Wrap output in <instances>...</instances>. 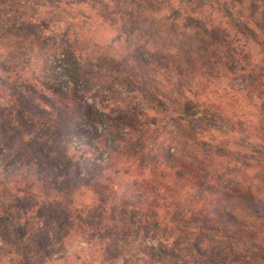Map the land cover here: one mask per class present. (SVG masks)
Instances as JSON below:
<instances>
[{"label": "trees", "instance_id": "1", "mask_svg": "<svg viewBox=\"0 0 264 264\" xmlns=\"http://www.w3.org/2000/svg\"><path fill=\"white\" fill-rule=\"evenodd\" d=\"M17 1L0 0V232L27 241L19 264H53L72 236L90 251L76 264H264V221H247L264 180V38L247 9L226 6L222 34L208 20L149 45L107 34L136 27L141 0H44L65 4L59 17Z\"/></svg>", "mask_w": 264, "mask_h": 264}, {"label": "rangeland", "instance_id": "2", "mask_svg": "<svg viewBox=\"0 0 264 264\" xmlns=\"http://www.w3.org/2000/svg\"><path fill=\"white\" fill-rule=\"evenodd\" d=\"M10 1L11 0H9V2ZM162 1L163 0H141V3L144 6L146 3H149L150 5L149 6L147 5L148 8H146V10L144 9L142 11H138L135 14L134 19L138 23L136 27H132L131 24H128L127 26L128 28L125 27L123 30L121 28V30L116 33L110 32V31H108L110 32L108 33L106 31L108 36H110V38H113V37L114 38L119 37L120 39L128 38L130 41H136V42L139 39L140 43L145 42V43H148L149 45H152V44L155 45L157 43L161 44L163 40H165L166 38H169L170 36V38L173 39V42L176 44V43H180L181 37L184 36V33H187L188 35L190 34L197 35L195 28L199 27L198 24H200L201 27L203 26V24H207L206 22H208V20L211 24L215 25L216 27L219 26V24H221V27H217V28L220 34H222V31L224 28H226V26H228V28L231 27V25L229 26L228 23L233 24V22L231 21V19L228 17V14H227L228 13L227 8H229V11H232V13L233 12L241 13L243 9H247L250 16L252 15L251 17H253L254 19L253 22H249L250 27H252V29H254L255 32H258L261 38H264V0H243L242 1L243 4H240L239 1L236 3H233L231 0H226L228 5H224V6L221 2L224 0H202L201 3L193 7V10H192V7L186 6L185 4L186 2H182V1L176 2L178 0H175L176 3L172 5L171 3L169 4V0H164L166 1L164 3H162ZM16 3L19 6L23 5L25 7H29V6L33 7L36 5V3L37 5L47 4L49 6L48 10L54 11L56 16L58 17H59V14L60 15L62 14V10L66 7L65 4L58 6L59 4H54L51 2L49 3L44 2V0H18ZM39 9H42L44 11L47 10V8H42V7H39ZM66 9L68 10L67 7ZM148 9L151 10L154 14L150 15V12ZM128 11L130 12L131 10L127 9L126 12ZM178 12L179 14H181L180 17L177 16ZM182 17L184 18L182 19ZM185 18H186V21L184 20ZM188 22H190V26L188 25L189 24ZM86 29L87 30L91 29L89 33L90 35H92L94 30L96 33H98V31L103 30L104 28L100 27L99 24H97L94 27L92 24H86ZM148 31H151V32H148ZM148 33H151V35L148 36ZM231 33H233V31ZM242 39L245 41H248L247 38L242 37ZM38 59H41V58L39 57ZM229 124L230 123L226 121L225 123H223V126H228ZM100 127H102V125H100ZM229 137L231 139L230 145L233 142V146H232L233 148L235 137L233 134H231ZM9 169L13 170V168L10 167V165H9ZM256 182L261 183L260 187L257 190V198L259 199L261 203L259 205H256L259 211L255 213L248 212L250 215L247 214V217H249L250 219H247V221L248 222L252 221V223L254 224L256 223L255 226L258 227V224L259 226H261V223H263L264 221V180L263 179L259 181L256 180ZM1 188L3 187L0 186V190ZM0 197H1V191H0ZM237 207L238 208H236L235 212L239 213L240 216H244V219H246V210L243 209L242 206H237ZM6 226H7L6 228L8 229L12 227L9 224H7ZM9 230L12 232L13 228ZM219 238L220 237L218 236L212 237V235H209L210 243L220 241ZM19 242L20 243L17 245L12 244V241L8 239V237L4 234L3 229H1L0 247L2 248V250H0V264H19L21 258L20 257L18 258V256L16 257L14 255V252H11L12 248H14L16 251H19L20 253L28 251V250H25V248H23L25 246L27 247V241L19 240ZM260 246L264 249V233H263V237L261 238V240H259V247ZM79 253H83V255H85L86 257L89 256L90 251L87 248V243L81 242L79 237L72 236L67 241L66 249L60 250V248L58 249L55 248V253L53 254V256L54 258H58V260L53 261V264H76L75 259L72 255H79ZM36 262L35 263L29 262L27 264H36ZM107 264H124V263L122 260H118L115 262H108Z\"/></svg>", "mask_w": 264, "mask_h": 264}]
</instances>
